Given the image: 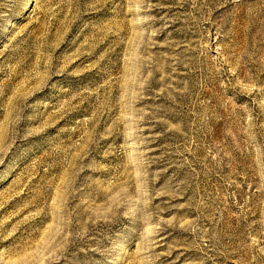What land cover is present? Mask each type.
<instances>
[{"label": "rangeland", "instance_id": "374dc122", "mask_svg": "<svg viewBox=\"0 0 264 264\" xmlns=\"http://www.w3.org/2000/svg\"><path fill=\"white\" fill-rule=\"evenodd\" d=\"M0 264H264V0H0Z\"/></svg>", "mask_w": 264, "mask_h": 264}]
</instances>
